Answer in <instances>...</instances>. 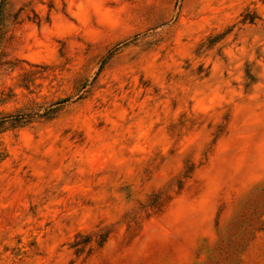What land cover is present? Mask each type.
I'll use <instances>...</instances> for the list:
<instances>
[{
	"label": "rangeland",
	"instance_id": "obj_1",
	"mask_svg": "<svg viewBox=\"0 0 264 264\" xmlns=\"http://www.w3.org/2000/svg\"><path fill=\"white\" fill-rule=\"evenodd\" d=\"M259 231L264 0H0V264H238Z\"/></svg>",
	"mask_w": 264,
	"mask_h": 264
},
{
	"label": "crops",
	"instance_id": "obj_2",
	"mask_svg": "<svg viewBox=\"0 0 264 264\" xmlns=\"http://www.w3.org/2000/svg\"><path fill=\"white\" fill-rule=\"evenodd\" d=\"M263 256L264 236L263 231H259L241 253L238 264H263Z\"/></svg>",
	"mask_w": 264,
	"mask_h": 264
}]
</instances>
